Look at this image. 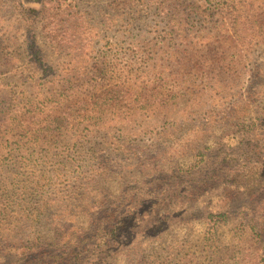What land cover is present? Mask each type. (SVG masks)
Wrapping results in <instances>:
<instances>
[{"label":"rangeland","instance_id":"rangeland-1","mask_svg":"<svg viewBox=\"0 0 264 264\" xmlns=\"http://www.w3.org/2000/svg\"><path fill=\"white\" fill-rule=\"evenodd\" d=\"M74 247L264 264V0H0V264Z\"/></svg>","mask_w":264,"mask_h":264},{"label":"trees","instance_id":"trees-1","mask_svg":"<svg viewBox=\"0 0 264 264\" xmlns=\"http://www.w3.org/2000/svg\"><path fill=\"white\" fill-rule=\"evenodd\" d=\"M230 10H231V7H230ZM237 11L235 12V14H233L232 18L234 19V22L237 20ZM115 94H118V92H115ZM78 104H82V112H84V108L85 106H88L89 110L86 111L83 113V114H86V115H92L94 113L95 110H101V108H98L97 109V106L98 104L97 103H93L92 106H90L89 104H87L86 102H79L77 103L76 105ZM70 111V115L67 114V113H63L62 116H64V118H54L53 121H65V120H68L69 117L73 116L74 114L78 113L81 111V108H79V110H77L75 107H72L69 109ZM78 111V112H77ZM76 112V113H74ZM74 113V114H72ZM66 117V118H65ZM101 231L103 232H107L105 231V229H100ZM82 242L81 239H75L74 243H75V246H77L78 244H80ZM73 250H76V251H73V252H69V253H58L59 250L57 251H47V250H43L42 253L40 252L39 254H37L35 257H34V264H46L48 263L49 260H51V262H49L48 264H68L70 262H75L76 261V257L79 255L78 253V248L77 247H74ZM24 256H25V252H22L20 254V257H19V262H21L22 260H24ZM80 262H76L74 264H79Z\"/></svg>","mask_w":264,"mask_h":264}]
</instances>
